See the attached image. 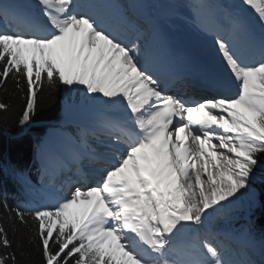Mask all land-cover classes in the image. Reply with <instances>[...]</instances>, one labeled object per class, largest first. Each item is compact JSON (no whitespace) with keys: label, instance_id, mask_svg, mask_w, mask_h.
Listing matches in <instances>:
<instances>
[{"label":"snow or ice","instance_id":"1","mask_svg":"<svg viewBox=\"0 0 264 264\" xmlns=\"http://www.w3.org/2000/svg\"><path fill=\"white\" fill-rule=\"evenodd\" d=\"M184 7L214 37L212 62L173 34ZM9 82L22 104L17 116L0 100L2 123L30 126L46 90L66 99L55 139L36 144L39 184L6 169L20 194L0 199V264H264L251 219L264 0H0V89Z\"/></svg>","mask_w":264,"mask_h":264},{"label":"trees","instance_id":"2","mask_svg":"<svg viewBox=\"0 0 264 264\" xmlns=\"http://www.w3.org/2000/svg\"><path fill=\"white\" fill-rule=\"evenodd\" d=\"M68 98H71V95H68ZM65 99L66 93L63 88L54 92L46 90L39 94L41 111L30 126L19 127L16 116L11 117L7 123L0 122V199L6 196L10 204L14 203L19 195V189L6 169L15 166L31 173L30 166L35 159L36 144L42 139L50 123L62 118ZM0 100L12 103L18 116L22 101L15 94L11 82L6 91L0 89ZM254 186L258 191V205L252 210L251 219L259 233L264 231V171H258ZM35 259L37 257L33 255V260Z\"/></svg>","mask_w":264,"mask_h":264},{"label":"bare ground","instance_id":"3","mask_svg":"<svg viewBox=\"0 0 264 264\" xmlns=\"http://www.w3.org/2000/svg\"><path fill=\"white\" fill-rule=\"evenodd\" d=\"M227 0H211L212 3H217L220 5H225ZM27 2H33L34 0H27ZM121 2H126V0H121ZM150 3H155L157 5L160 4H166L169 3L170 0H149ZM179 2L183 5H188L192 2V0H187L186 2H182V0H179ZM232 2H237L238 0H232ZM232 2L228 6H231ZM181 11L186 15L183 17V19H173L172 20V30L173 34L177 36L180 41L189 46L193 47V44L195 45V49L199 50L202 55H207L211 57L214 60V37L210 34H206L201 32L197 28V22L195 19V16L191 9L189 7H184L181 9ZM175 27V29H173ZM197 47V48H196ZM236 88V87H235ZM237 91V89H236ZM59 128V127H58ZM56 130H50L48 132V135L46 136L49 137L50 133H52V139H55L54 133ZM58 180V179H57ZM60 180L56 181V186H60ZM247 199L243 200L240 202V204L237 206V208L244 209L243 205L246 203ZM51 202V201H50Z\"/></svg>","mask_w":264,"mask_h":264},{"label":"rangeland","instance_id":"4","mask_svg":"<svg viewBox=\"0 0 264 264\" xmlns=\"http://www.w3.org/2000/svg\"><path fill=\"white\" fill-rule=\"evenodd\" d=\"M231 0H227L226 1V5L227 4H229V2H230ZM220 4H222V3H220ZM63 122V121H62ZM62 122L60 123V124H58L57 125V127H60V125L62 124ZM58 128H54V129H51V130H57ZM37 160V159H36ZM39 167V162L37 161V166L35 167L36 168V170H37V168ZM36 181H35V183H37V184H39V182H40V178H39V175H38V172H37V177H36V179H35ZM253 189H254V191H255V193H257V191H256V189L254 188V184H253ZM246 202V204H244L243 205V208H244V211H242V210H240V209H235V211H234V215L235 216H237V218H239V216L241 215V214H247V213H249V202L246 200L245 201ZM255 203H256V200H255ZM254 206V205H253ZM252 206V207H253ZM251 207V208H252ZM222 221H221V219L218 217L217 218V220H216V223L217 224H219V223H221Z\"/></svg>","mask_w":264,"mask_h":264}]
</instances>
